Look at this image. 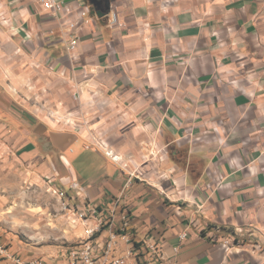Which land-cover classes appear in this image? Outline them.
<instances>
[{"label": "crops", "instance_id": "0c3cea01", "mask_svg": "<svg viewBox=\"0 0 264 264\" xmlns=\"http://www.w3.org/2000/svg\"><path fill=\"white\" fill-rule=\"evenodd\" d=\"M59 1L55 16L0 0L10 155L76 204L109 206L133 174L136 245L158 243L161 264H264V0H86L84 16ZM18 72L21 101L7 80ZM31 86L69 126L41 118Z\"/></svg>", "mask_w": 264, "mask_h": 264}, {"label": "rangeland", "instance_id": "374dc122", "mask_svg": "<svg viewBox=\"0 0 264 264\" xmlns=\"http://www.w3.org/2000/svg\"><path fill=\"white\" fill-rule=\"evenodd\" d=\"M7 78L11 93L21 101L28 91L26 77L18 72L16 77ZM30 88L29 100L36 103L41 118L69 126L67 119L56 112L50 90L40 86ZM6 148L0 140V241L10 255L22 260L42 258L53 262L61 249L77 241L80 231L70 228L61 200L51 191L59 187L48 184L50 179H40Z\"/></svg>", "mask_w": 264, "mask_h": 264}, {"label": "built area", "instance_id": "2783aa9c", "mask_svg": "<svg viewBox=\"0 0 264 264\" xmlns=\"http://www.w3.org/2000/svg\"><path fill=\"white\" fill-rule=\"evenodd\" d=\"M82 16L86 13V0H80ZM44 10L53 15L65 14V6L59 0H41ZM67 12V10H66ZM108 24L117 27L119 21L115 13H111ZM69 31L76 29L72 21L64 20ZM88 20L85 21L87 23ZM76 47V38L67 39V50L72 51ZM95 145L104 149L102 143ZM88 148V147H87ZM106 156L118 162L120 158L114 156L110 151L104 150ZM49 183V182H48ZM133 183V174H129L119 196L115 197L109 206L92 204L82 201V204L72 202L67 193L55 188L51 191L61 200L62 210L71 229L79 230L77 241L72 245L64 247L59 252L60 256L53 262L42 258H28L22 260L10 255L3 243L0 241V264L4 261L14 264H161L162 251L158 243L145 240L136 245L135 230L132 225V217L127 203V190ZM75 188V186H72ZM187 234L184 232L179 236L183 240ZM225 246L232 245L229 238L223 240Z\"/></svg>", "mask_w": 264, "mask_h": 264}, {"label": "water", "instance_id": "95a60500", "mask_svg": "<svg viewBox=\"0 0 264 264\" xmlns=\"http://www.w3.org/2000/svg\"><path fill=\"white\" fill-rule=\"evenodd\" d=\"M103 14L99 13V12H96V16L97 17H101Z\"/></svg>", "mask_w": 264, "mask_h": 264}]
</instances>
